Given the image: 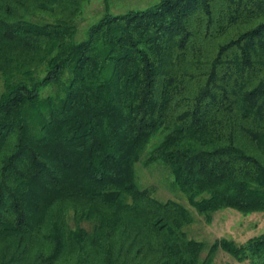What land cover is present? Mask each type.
<instances>
[{"label": "trees", "instance_id": "trees-1", "mask_svg": "<svg viewBox=\"0 0 264 264\" xmlns=\"http://www.w3.org/2000/svg\"><path fill=\"white\" fill-rule=\"evenodd\" d=\"M85 1L0 0V264H264V232L201 260L190 212L135 175L151 145L207 223L264 212V0L107 11L76 41Z\"/></svg>", "mask_w": 264, "mask_h": 264}, {"label": "rangeland", "instance_id": "rangeland-1", "mask_svg": "<svg viewBox=\"0 0 264 264\" xmlns=\"http://www.w3.org/2000/svg\"><path fill=\"white\" fill-rule=\"evenodd\" d=\"M158 0H86L83 3L80 13L75 15L77 32L74 39L82 40L86 37L88 27L96 22L105 12L114 14L124 13L130 9H143ZM32 19L42 21H51L52 18L41 14L35 15ZM43 71H41V75ZM1 85V84H0ZM3 86H0V91ZM50 88L43 90V95L49 93ZM160 139L156 136L151 144L153 145ZM151 148L147 146L141 159L135 164L136 182L141 189H147L152 196L161 202L168 200L178 202L184 206L193 218L192 224L184 228L188 239L201 242L204 248L201 253V260L205 259L211 245L221 238L234 241L237 245L244 244L252 237H256L264 232V212H256L249 215H243L232 209H225L214 213L211 221L207 223L205 217L199 216L196 211L190 207L185 196L173 185V178L169 168L154 163L148 166L144 165L147 157V151ZM67 227L74 231L78 228L91 232L92 225L86 222L76 224L73 220V214L70 212L65 216ZM213 264H249V262H238L227 253L217 250L214 253Z\"/></svg>", "mask_w": 264, "mask_h": 264}]
</instances>
